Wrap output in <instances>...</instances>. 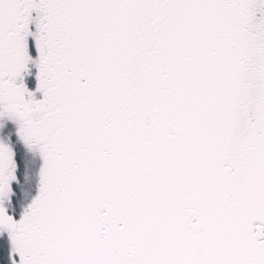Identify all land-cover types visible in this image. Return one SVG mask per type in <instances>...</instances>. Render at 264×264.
<instances>
[{"label":"snow or ice","instance_id":"obj_1","mask_svg":"<svg viewBox=\"0 0 264 264\" xmlns=\"http://www.w3.org/2000/svg\"><path fill=\"white\" fill-rule=\"evenodd\" d=\"M0 264H264V0H0Z\"/></svg>","mask_w":264,"mask_h":264}]
</instances>
